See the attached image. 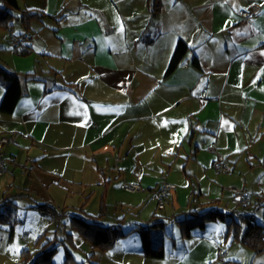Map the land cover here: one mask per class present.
<instances>
[{"label":"crops","instance_id":"1","mask_svg":"<svg viewBox=\"0 0 264 264\" xmlns=\"http://www.w3.org/2000/svg\"><path fill=\"white\" fill-rule=\"evenodd\" d=\"M251 3H258L259 11L241 16ZM17 4L20 10L47 15L32 20L27 30L17 18L11 22L14 31L39 36L22 48L27 53L37 50L47 61L0 64L35 77L23 82L24 92L13 111H0V134L12 138L5 145L11 162L0 187L2 197L15 204L12 212L15 198L34 195L38 210V205H51L60 213L45 207L52 211V223L63 221L78 247L89 250V241L71 231L65 216L75 207L71 198L96 191L104 181L108 189L137 181L147 189L142 190L147 197L142 223L120 225L124 230L147 225L146 210L154 220H168L161 237L153 240L151 233L152 244L162 242L165 253L160 258L146 256L139 233L132 231L109 249L121 250L115 254L119 262L209 264L218 247H224L225 258L233 264H264V249L256 251L234 238L226 221L224 226L209 221L188 237L165 230L185 211L217 207L202 209L203 204L190 205L188 198L182 203L186 197L181 199L176 188L168 195L175 214L168 217L156 213L149 196V189L176 177L183 162L189 176L190 162L212 167L213 153L207 148L214 142L231 158L228 172L237 181L240 174L258 176L257 199L252 203L251 197L249 207L232 210L238 231L250 221L263 222L255 211L264 208V0H161L152 14L147 0ZM6 34L0 25V47H10ZM145 35L148 40L138 39ZM180 38L189 50L165 75ZM10 48L21 53L22 48ZM3 94L0 82V101ZM197 193L203 194L200 189ZM134 234L137 245L131 247L128 239ZM102 253L98 251L99 262L106 251Z\"/></svg>","mask_w":264,"mask_h":264},{"label":"rangeland","instance_id":"2","mask_svg":"<svg viewBox=\"0 0 264 264\" xmlns=\"http://www.w3.org/2000/svg\"><path fill=\"white\" fill-rule=\"evenodd\" d=\"M147 4L149 13L152 14L150 12L149 0H147ZM11 21L14 22V18ZM35 38V40H37L39 36H36ZM138 39H140V41L148 40V36H140V38ZM46 61V57H43L40 52L37 53V50L31 53L29 52L27 54H21L8 47L7 44L4 47H0V64H44L46 63ZM183 165L184 162L178 166V174L176 175V177L172 176V178H170L167 176L168 178L166 179L176 184L178 189L177 192L178 194L180 193L181 199L184 196L186 197L182 199V203H184V200L188 198L189 200H191L190 205L195 206V203L197 202L199 204H203L202 209L217 207L223 211H228L233 208V205H231L229 202L228 188L231 186L242 185H244L248 189V191L250 190L252 192V203L257 199L256 192L254 191H256V186L258 188V176H254L251 174L244 177L243 174H240L237 181L234 178L235 174L232 175L230 174V172H216L209 165L200 166L195 161L190 162V164L188 165L189 170L191 171V175L189 176L188 174H186V170H183ZM263 179L264 177L260 180V184L262 185H264ZM107 185L108 182L104 181L103 186L101 188H98L96 191L93 192L92 190H88L87 192L79 193L72 197L71 204H73L75 207H71V211H68L69 213H66L65 215L69 217V222L72 214L83 215V213L89 212H92V214H97L99 212L101 204H105V215L103 217V220L106 223L110 225L135 221H137L138 223H142L140 222L143 219L142 210L145 209L144 207L147 204V197H145V194L142 191L129 192L115 185L111 186L110 189H108ZM199 189L202 190V195H199L197 193ZM2 193L3 192L0 187V200L5 199V197H2ZM15 200L17 206L15 212L13 213L12 232L10 231L9 223L0 221V264H24V257L22 256V251L24 249H27L29 253H33V255H35L39 247L48 238H54V240H56L57 237L58 242L62 241V243L59 244L58 249L53 256L54 264H58L60 263V261H62V263L64 264L66 257L65 247H67L71 252V258L68 259L67 264H123L117 259L120 257L115 256L118 251H121L119 250V248L118 250H109L110 248H112L111 246L103 251H99L101 253L106 251L104 259L99 262L97 257L99 256L97 255L98 251L95 250L96 252H93L94 250L92 249V247H90L89 250H84V248L78 247L75 239H73V236L71 237L72 242L69 241L66 235L69 232L65 229L63 221H57V224H53L52 218L50 216L40 213L38 208L35 206V201H37L38 198H36L34 195L28 198L17 197L15 198ZM170 202L171 198H169L168 196L165 201V208H155L156 213L158 215H166L168 217H170L172 214H175ZM174 202H176L175 198ZM76 205H78V208H76ZM263 209L264 208H260L259 210L255 211L258 220L262 219ZM151 218L152 215H147L146 210V212L144 213V220L147 219V221H150ZM213 221H217L218 223L216 224H221L223 226V223H225L221 220ZM171 224L172 222H170L166 226L165 230L172 229L178 231V235H180L179 224L176 222L173 228ZM73 229L74 228L71 225V231ZM60 233L64 234V236H59ZM151 233L152 239L155 240L162 236L164 230L161 228H153ZM136 237H138L136 234L129 237L128 242L131 243V247L137 245L136 241L134 240V238ZM79 238L84 242H87V240L84 239L81 235ZM168 245L169 242L167 241L166 246ZM62 258L64 259L62 260Z\"/></svg>","mask_w":264,"mask_h":264},{"label":"trees","instance_id":"3","mask_svg":"<svg viewBox=\"0 0 264 264\" xmlns=\"http://www.w3.org/2000/svg\"><path fill=\"white\" fill-rule=\"evenodd\" d=\"M0 6V25L4 27H11L12 19L17 18L24 28L27 30L30 23L34 19H41L47 16L43 12L31 11L29 9L20 10L17 0H2ZM149 7L152 13L157 12L161 7V0H149ZM189 46L183 39H179L176 43L170 61L165 71V75L171 74L183 59ZM21 53H27V48H22ZM193 63L199 64L196 57L193 58ZM35 78L30 73H19L14 70H9L0 65V82L4 86V94L0 101V111L11 112L15 108L19 98L24 92L23 82ZM104 205L101 204L97 214L83 213V215L72 214L70 217V224L84 239L89 241L93 252L103 251L111 247L118 237L129 235L132 231H137L141 238L142 251L146 256L160 258L164 256L165 250L162 242L153 245L151 241V231L153 228H162L166 224V220H154L155 215H152L151 220L147 225L137 224L129 230H124L120 223L116 226L107 225L104 223L103 217L105 215ZM39 207H51L52 210L60 215L51 205L44 203L38 205ZM15 204L9 199L0 200V221L10 224V231L13 230L12 217L13 208ZM233 207L230 211H223L218 208H211L204 211L188 210L184 212L181 218H175V221L180 226V235L188 237L195 228H204L207 222L213 220L226 221L228 228H232L234 238H238L243 244L250 248L261 251L264 249V215L263 222H248L241 230L238 231L237 222L233 217ZM239 233V234H238ZM69 241L72 242V234H66ZM56 240L47 239L38 249L35 255L29 253L27 249L22 251L24 257V264H53L52 258L57 250L59 244ZM66 249V257L64 264L68 263L71 258V252ZM96 250V251H95Z\"/></svg>","mask_w":264,"mask_h":264},{"label":"built area","instance_id":"4","mask_svg":"<svg viewBox=\"0 0 264 264\" xmlns=\"http://www.w3.org/2000/svg\"><path fill=\"white\" fill-rule=\"evenodd\" d=\"M259 11L258 3H251L248 8L240 11V15L247 17L254 15ZM7 40L10 47L18 49L27 46L34 39V34L28 31L17 32L11 27L6 28ZM8 134H0V177L7 171L11 159L5 149V145L11 141ZM213 153L211 162L212 168L216 172H228L231 168V158L219 150L216 143H211L207 148ZM123 189L129 192L147 190L139 182H124ZM177 188L176 184L168 180H162L159 185L149 189V196L154 200L157 209L165 207V201L170 192ZM229 202L234 207H247L251 204V195L248 189L242 186H231L228 188ZM42 214L51 215L52 211L47 208H39ZM226 249L218 247L215 258L209 264H233L232 261L225 258Z\"/></svg>","mask_w":264,"mask_h":264}]
</instances>
